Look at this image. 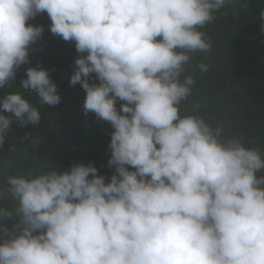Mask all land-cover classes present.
I'll use <instances>...</instances> for the list:
<instances>
[{"label":"clouds","instance_id":"9594fccd","mask_svg":"<svg viewBox=\"0 0 264 264\" xmlns=\"http://www.w3.org/2000/svg\"><path fill=\"white\" fill-rule=\"evenodd\" d=\"M230 2L0 0V89L29 62L44 27L28 21L46 12L50 31L82 54L70 84L85 90V114L111 123L115 167L107 183L93 163L8 175L0 221L17 222L0 227V264H264V151L225 135L222 122L181 114L196 84L189 68L210 67L192 65L213 46L202 29ZM21 88L61 102L42 67H29ZM0 109L12 114H0V146L13 117L40 123L22 92Z\"/></svg>","mask_w":264,"mask_h":264},{"label":"trees","instance_id":"16d2710c","mask_svg":"<svg viewBox=\"0 0 264 264\" xmlns=\"http://www.w3.org/2000/svg\"><path fill=\"white\" fill-rule=\"evenodd\" d=\"M246 5V7L244 6ZM264 0H231L215 13L216 19L202 31L211 38L210 53H193L192 65H210L206 73L189 68L196 80L181 114L203 116L213 126L223 123L225 135L245 138L249 147L264 151V32L260 13ZM28 23L44 27L42 38L31 45L29 62L16 73L11 88L0 89V99L9 92H22L39 107L40 123L22 127L13 117L5 142L0 146V183L8 175L27 171L40 173L53 168L70 169L73 165L93 163L98 174L110 182L115 167H109L110 142L114 131L110 122L95 113L84 112L86 92L81 84H70L78 53L74 41H65L50 31L47 13L38 14ZM159 39V38H158ZM86 55V54H85ZM42 67L57 84L61 102L41 104L37 93L21 88L26 70ZM90 83H99L93 73ZM125 101L117 100V108ZM0 114L12 116L0 109ZM41 152L43 154L41 155ZM130 170H134L131 169ZM4 206L11 207L9 202ZM16 219L0 221L9 229ZM7 237L0 231V243Z\"/></svg>","mask_w":264,"mask_h":264},{"label":"rangeland","instance_id":"374dc122","mask_svg":"<svg viewBox=\"0 0 264 264\" xmlns=\"http://www.w3.org/2000/svg\"><path fill=\"white\" fill-rule=\"evenodd\" d=\"M43 154V152H41V155Z\"/></svg>","mask_w":264,"mask_h":264}]
</instances>
